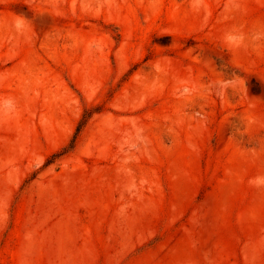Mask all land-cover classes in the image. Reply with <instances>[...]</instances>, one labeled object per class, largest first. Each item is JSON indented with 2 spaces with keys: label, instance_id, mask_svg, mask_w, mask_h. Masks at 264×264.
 Returning <instances> with one entry per match:
<instances>
[{
  "label": "rangeland",
  "instance_id": "obj_1",
  "mask_svg": "<svg viewBox=\"0 0 264 264\" xmlns=\"http://www.w3.org/2000/svg\"><path fill=\"white\" fill-rule=\"evenodd\" d=\"M0 264H264V0H0Z\"/></svg>",
  "mask_w": 264,
  "mask_h": 264
}]
</instances>
